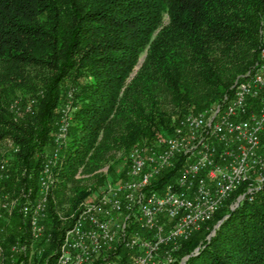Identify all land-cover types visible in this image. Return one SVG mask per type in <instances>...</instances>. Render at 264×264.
Instances as JSON below:
<instances>
[{
	"label": "trees",
	"instance_id": "obj_1",
	"mask_svg": "<svg viewBox=\"0 0 264 264\" xmlns=\"http://www.w3.org/2000/svg\"><path fill=\"white\" fill-rule=\"evenodd\" d=\"M263 14L264 0H0V144H13L0 150V163L9 157L5 192L24 189L31 200L38 197L59 107L68 101L64 89L73 90L68 136L47 204L52 237L38 244L44 243L48 264L55 262L71 215L106 183L102 167H114L133 145L171 132L176 119L233 91L235 79L258 57ZM21 96L16 116L11 105ZM30 102L32 112H26ZM179 165L165 170L157 187L171 181ZM245 192L243 184L183 240L178 259L202 243L187 264H264V183L232 209ZM12 218L5 248L31 235L19 209L4 225Z\"/></svg>",
	"mask_w": 264,
	"mask_h": 264
},
{
	"label": "built area",
	"instance_id": "obj_2",
	"mask_svg": "<svg viewBox=\"0 0 264 264\" xmlns=\"http://www.w3.org/2000/svg\"><path fill=\"white\" fill-rule=\"evenodd\" d=\"M71 107L66 104L62 109L56 147L40 178L39 199L21 208L36 237L43 236L41 221L54 182L51 168L66 144ZM177 160L178 177L157 187L160 175L175 168ZM127 175L131 179L121 184L108 181L97 199L83 203L62 235L54 264H174L178 243L212 219L236 190L246 184V196L262 187L264 15L258 57L238 77L233 91L216 106L183 117L174 133L161 137L151 152L136 148ZM4 178L2 166L0 182ZM14 205L0 186V242L5 232L1 220ZM124 211H130L126 219L133 216L129 219L152 235L142 234L143 229L130 231L127 220L119 221ZM123 250L129 252L126 262Z\"/></svg>",
	"mask_w": 264,
	"mask_h": 264
},
{
	"label": "rangeland",
	"instance_id": "obj_3",
	"mask_svg": "<svg viewBox=\"0 0 264 264\" xmlns=\"http://www.w3.org/2000/svg\"><path fill=\"white\" fill-rule=\"evenodd\" d=\"M264 15V14H263ZM262 21H263V18H262ZM262 21H261V29H262ZM143 57L141 58V62L136 66V70L141 66V63H142V61H143ZM239 77V76H238ZM238 77L235 79V81H234V84L236 83V81L238 80ZM234 84L232 85V88H233V86H234ZM64 92H66V96H67V98H68V101L67 102H65L63 105H61L60 107H59V119H58V126H60L61 125V122H62V109L65 107V105L66 104H70L71 105V98H72V95H73V90L70 88V86L68 85V87H66V89H64ZM22 96L21 97H17L15 100H14V102L12 103V105H11V109H12V111L16 114V116H19L18 114V110H20L21 108H22V105H21V103H22ZM220 103V102H219ZM218 104V103H217ZM214 106H216V104L214 105ZM214 106H211V107H214ZM211 107H209V108H211ZM32 109H33V103L32 102H30L25 108H24V110L26 111V112H32ZM206 109H208V108H206ZM205 109V110H206ZM22 110V109H21ZM205 110H202V111H200V112H193V114H199V113H201V112H203V111H205ZM189 114H191V113H189ZM70 115H71V117H72V107H71V110H70ZM186 115H188V114H186ZM186 115H184V116H182V117H180V118H178L176 121V125L173 127V129L171 130V132H169V133H167V134H165V135H162L161 137H166V136H169V135H171V134H173L174 133V131H175V128H176V126L178 125V121L179 120H181L183 117H185ZM70 117V118H71ZM161 137H159V138H156L154 141H152V142H146V143H138V144H135V145H133L130 149H129V151L127 152L128 153V155H126V158L125 159H119V161L115 164V166L114 167H111V163H109V164H106L104 167H102L101 169H100V171H102V172H104L106 175H108L107 176V179H106V183L109 181V182H113V183H115V184H121V183H123V181H125V180H128V179H131L128 175H127V171H128V169H129V165H130V162H131V157L130 156H132V153L134 152V150H136V148H144V149H146V152H151V149L153 148V147H155V146H157V142H158V140L161 138ZM10 147L12 148L13 147V144L11 143V141H6V142H3L2 144H0V150L2 151V152H4V151H9V149H10ZM55 147H56V145H55V139H54V148H48L47 149V153H48V157H47V159H46V161H45V163L43 164V168H42V171H41V174H40V176H39V185H40V178H41V176H42V173H43V170H44V166L47 164V163H49V161L51 160V158H52V156H53V153H54V150H55ZM62 149H63V147L60 149V151H59V158H58V160H57V163L54 165V166H52V172H53V176H54V182L52 183V185H51V191H52V188H53V186H54V183H55V180H56V174H55V167L59 164V162H60V155H61V151H62ZM121 156V153H119L118 155H117V158L118 157H120ZM5 160H3L1 163H0V168H2V166H4L5 167V173H6V178H4V179H2L1 180V182H0V186H1V188H2V190L4 191V189H3V187H2V182L5 180V179H7L10 175H9V172H8V161H9V157H7V158H4ZM181 165V160H177V163H176V167L178 166V165ZM179 165V166H180ZM126 166H128V168H127V171H126V176H123V171L124 170H126L125 168H126ZM178 175H179V169L177 170V175L171 180V181H174V179L176 178V177H178ZM78 176H80V175H78ZM82 176V175H81ZM124 177V178H123ZM160 178V177H159ZM105 183V184H106ZM167 183V182H166ZM264 183V182H263ZM105 184H102L101 186H100V192H94L93 194L94 195H92V197H93V199L92 200H94V199H97L101 194H102V192H103V190H104V186H105ZM164 185V184H163ZM162 185V186H163ZM161 186V187H162ZM160 187V188H161ZM51 191H50V194H51ZM25 192V190L24 189H22L21 191H20V193H11V192H5L4 191V193H6L8 196H10V197H12V199L15 201V205H14V207H13V209H12V212H10L9 214L8 213H5V217H4V219H8L9 217H11L13 214H14V212L15 211H17L18 209L20 210V212L22 213V211H21V208H22V206H23V204L25 203V202H37V200L39 199V195H40V192H39V195H38V197L35 199V200H31L30 198H29V196L26 194V193H24ZM30 192V191H29ZM50 194H49V196H50ZM247 195H250V194H247ZM253 195V194H252ZM251 195V196H252ZM240 196V195H239ZM23 197H25L26 198V200L25 201H23ZM246 196H244L243 194H242V196H241V198H239V199H241V201L237 198V200H236V205L235 206H232V204H234V202L230 205L231 206V208L232 209H234V208H236L241 202H242V200L245 198ZM29 200V201H28ZM17 201V202H16ZM86 202H88V200L87 201H82L81 203H80V205H79V207H78V210L79 209H81V207L83 206V203H86ZM240 202V203H239ZM239 203V204H238ZM18 206H17V205ZM238 204V205H237ZM15 209V210H14ZM219 211V210H218ZM130 213V211H124V214L122 213V215H121V217L122 218H120L119 219V221H125V220H127V222H128V224H129V230L130 231H132V232H134V231H140V229H143V228H141L140 226H139V224L137 223V222H132L131 221V219H129V218H132L133 216H131V217H129L128 219H126V217H127V214H129ZM217 213V212H216ZM215 213V214H216ZM23 214V213H22ZM76 215V213H73L72 215H71V224H69L68 225V227L67 228H69L71 225H72V223H73V218H75L74 216ZM215 216V215H214ZM26 217V216H25ZM46 217H47V210H46V216L43 218V220L41 221V223H42V225H43V229H44V232H43V236L42 237H36V236H34V234H32L33 233V231L32 230H30V234L32 235H30V238L26 241L25 239H23V240H18V241H16V242H14L13 244H12V246H10V247H8V248H10V249H8L7 247L5 248L4 246H5V243H6V233H7V228H10L12 225L11 224H13V219L14 218H12L11 220H9L8 221V223H9V225L6 227L5 225H4V219L3 220H1V222H2V225L4 226L3 228H4V235H3V237L4 238H2V240H1V242H0V264H24L26 261H27V264H48L49 263V259H45V258H43V254H44V252H45V245H44V243H42V245L41 246H39L38 244H39V242H41V241H45L46 243H48L49 241H50V239H51V235H47V233H46V224H45V219H46ZM27 219H28V222L30 221V219H29V217H26ZM61 218L62 219H66V216L65 215H63V213H62V216H61ZM214 218V217H213ZM212 218V219H213ZM212 219H210V220H212ZM165 219L163 218L162 219V221H164ZM210 220H208V221H210ZM221 220H223V219H221ZM221 220H219V221H221ZM207 221V222H208ZM219 221L217 222V224L219 223ZM206 222V223H207ZM30 223V222H29ZM205 224V223H204ZM203 224V225H204ZM216 224V225H217ZM30 225V224H29ZM216 225H215V228L208 234V236H207V239L208 240H210L214 235H215V233H216V230H217V228H216ZM203 227V226H202ZM201 227V228H202ZM66 228V229H67ZM200 228V229H201ZM30 229H32L31 228V226H30ZM65 229V230H66ZM199 229V230H200ZM214 231V233H212ZM65 232V231H64ZM195 232V231H194ZM141 233L142 234H144V235H147V234H149V235H152V232L151 231H149V230H146V229H143V230H141ZM63 235V234H62ZM191 236V235H190ZM189 236V237H190ZM33 237V238H32ZM188 237V238H189ZM32 238V239H31ZM61 238H62V236H61ZM187 238V239H188ZM45 239V240H44ZM61 240V239H60ZM183 240H186V239H182L181 240V242L180 243H178L179 244V248H178V250H177V252H179V250L181 249V244H182V241ZM29 241V242H28ZM48 241V242H47ZM60 242L61 241H59V243L57 244V247H56V249H55V253H56V258H57V253H58V248H59V244H60ZM202 247H203V244L202 243H200V245H198L195 249H194V251L191 253V254H185L183 257H181L180 259H178V257H177V253H176V262L174 263V264H187V261H188V259L191 257V256H193V255H196V254H198L199 252H200V250L202 249ZM9 250V251H8ZM13 251H14V253H13ZM127 251V250H126ZM3 252V253H2ZM27 252V253H26ZM125 252V250H123V253ZM26 254L28 255L27 256V260L24 258H21V260H19L20 259V257L22 256H26ZM38 257V259H36ZM56 258H55V261H56ZM36 259V260H35ZM43 259V260H42ZM45 259V260H44ZM8 260V261H7ZM11 260V261H10ZM119 260H120V258H119ZM10 261V262H9ZM54 264V263H53Z\"/></svg>",
	"mask_w": 264,
	"mask_h": 264
},
{
	"label": "bare ground",
	"instance_id": "obj_4",
	"mask_svg": "<svg viewBox=\"0 0 264 264\" xmlns=\"http://www.w3.org/2000/svg\"><path fill=\"white\" fill-rule=\"evenodd\" d=\"M176 120H177V119H176ZM130 157H131V156H130ZM44 167H45V166H44ZM11 198H12V197H11ZM28 201H29V200H28ZM16 202H17V201H16ZM35 203H36V202H35ZM16 205H17V204H16ZM17 206H18V205H17ZM14 210H15V209H14ZM8 214H9V213H8ZM9 215H10V214H9ZM74 217H75V216H74ZM26 219H27V218H26ZM73 219H74V218H73ZM27 220H28V219H27ZM26 222H27V221H26ZM29 222H30V221H29ZM29 224H30V223H29ZM30 226H31V224H30ZM30 230H32V229H30ZM30 233H31V232H30ZM32 234H33V233H32ZM31 236H32V235H31ZM3 238H4V237H3ZM32 238H33V237H32ZM32 238H31V239H32ZM2 253H3V252H2ZM13 253H14V251H13ZM26 253H27V252H26ZM57 254H58V253H57ZM7 261H8V260H7ZM10 261H11V260H10ZM10 261H9V262H10Z\"/></svg>",
	"mask_w": 264,
	"mask_h": 264
},
{
	"label": "water",
	"instance_id": "obj_5",
	"mask_svg": "<svg viewBox=\"0 0 264 264\" xmlns=\"http://www.w3.org/2000/svg\"><path fill=\"white\" fill-rule=\"evenodd\" d=\"M239 200L241 201V199H239ZM239 203H240V202H239ZM239 203H238V204H239ZM238 204H237V205H238ZM222 221H223V220L219 221V223L216 225V228L220 226V224L222 223ZM212 233H214V231H213Z\"/></svg>",
	"mask_w": 264,
	"mask_h": 264
}]
</instances>
